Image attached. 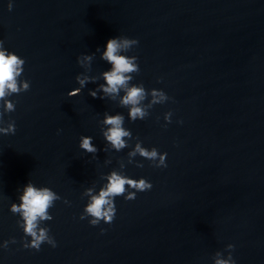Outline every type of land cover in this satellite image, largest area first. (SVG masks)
Listing matches in <instances>:
<instances>
[{
    "label": "water",
    "instance_id": "obj_1",
    "mask_svg": "<svg viewBox=\"0 0 264 264\" xmlns=\"http://www.w3.org/2000/svg\"><path fill=\"white\" fill-rule=\"evenodd\" d=\"M117 36L139 41L123 53L138 58L131 83L171 98L144 120L128 118L123 92L100 90L111 68L102 52ZM0 40L25 60L19 79L30 83L8 97L16 108L0 125H16L0 134V245L16 240L0 247V264H214L228 244L235 264H264V0H0ZM92 53L90 67L77 63ZM82 73L94 82L69 97ZM105 114H122L143 147L167 153V167L139 155L129 164L136 139L105 150ZM81 136L96 154L80 149ZM113 170L153 187L116 197L114 221L92 226L80 219L82 194ZM29 181L61 197L41 224L56 247H23L31 238L9 209Z\"/></svg>",
    "mask_w": 264,
    "mask_h": 264
},
{
    "label": "clouds",
    "instance_id": "obj_2",
    "mask_svg": "<svg viewBox=\"0 0 264 264\" xmlns=\"http://www.w3.org/2000/svg\"><path fill=\"white\" fill-rule=\"evenodd\" d=\"M9 10L12 9V4L8 5ZM139 41L130 39L125 36H117L110 38L106 42L105 49L102 52L101 59L111 65L110 70L103 73L104 84L100 85V90L107 96H121L120 104L128 109V118L135 122L144 120L149 116V109L154 105L163 104L171 98L163 91L152 89L146 90L143 84H132L133 74L140 71L136 56H128L127 53L134 46L138 45ZM99 52L100 49H97ZM95 57V53L83 54L77 58V63L84 67L91 66ZM25 60L13 52L8 51L4 47V41L0 40V125H4L3 119L5 113L15 111L16 105L8 99L12 95H19L22 92H27L30 89V83L27 80H20L23 71ZM76 82L80 87L70 91L69 97L80 94L81 90L89 82H94L90 76L79 74L75 77ZM89 95L97 98L96 91H90ZM151 99L148 103H144L148 97ZM103 99L104 97H100ZM172 112H167L164 115V120L171 123ZM124 116L122 114L107 115L103 123L107 126L102 131V135L107 142L105 150L114 149L119 152L126 147H129L128 141L136 139V143L131 151L128 152V163H134V157H140L150 161L153 167H167V153H160L155 147L149 149L142 146V142L138 138L132 136L131 130L124 127ZM182 123V121H181ZM16 132L15 121H8L7 126H0V134L14 135ZM91 136H81L79 147L87 153L96 154L98 149L93 144ZM137 167H143V164L136 163ZM125 164L120 163V168L123 169ZM106 183L96 192L93 188H87L83 196L88 197V202L84 207L80 219H89V224L97 226L103 221L110 224L116 216L115 198L124 196L125 200H134L137 192H145L151 190L153 185L145 178L133 179L124 175L122 171L113 170L106 177ZM131 189V191L129 190ZM61 197L49 187H37L31 181L23 186L22 193L18 196L19 203L10 205V212L18 215L20 219L17 221L18 227L23 230L25 237H30V241L23 243L24 248L34 249L39 251L41 245L47 243L52 247H56V242L50 236V229L42 227L44 221H51L53 216L49 210L54 207L55 202ZM64 203H69L64 200ZM104 230L101 229V232ZM9 243H16L13 238L11 241H4L0 247L7 248ZM235 246L228 244L226 250L227 257L222 252H216L212 257L214 264H235L232 256V251Z\"/></svg>",
    "mask_w": 264,
    "mask_h": 264
}]
</instances>
